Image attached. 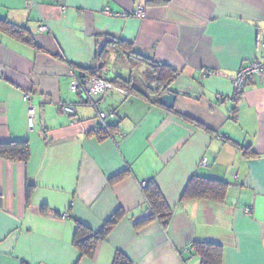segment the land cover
<instances>
[{"label": "crops", "instance_id": "1", "mask_svg": "<svg viewBox=\"0 0 264 264\" xmlns=\"http://www.w3.org/2000/svg\"><path fill=\"white\" fill-rule=\"evenodd\" d=\"M0 21L28 27L40 47L0 24V142L28 140L31 151L27 161L0 156V264H199L195 240L219 244L222 264H264V72L231 97L237 71L264 61V0H0ZM118 38L174 68V108L111 82L94 104L70 91L87 67L146 84L149 65L133 67ZM114 49L124 65L109 75ZM100 111L115 113L112 136L89 133ZM193 174L227 181L225 199L181 200ZM152 178L172 208L165 228L136 224ZM117 210L92 255L75 243L78 223L98 231Z\"/></svg>", "mask_w": 264, "mask_h": 264}, {"label": "trees", "instance_id": "2", "mask_svg": "<svg viewBox=\"0 0 264 264\" xmlns=\"http://www.w3.org/2000/svg\"><path fill=\"white\" fill-rule=\"evenodd\" d=\"M7 22L0 21V24L8 25L12 35L18 36L26 42H29L32 46L40 49L28 27L10 21ZM114 44L118 45L120 50L127 55V60L133 67L142 62H146L149 65L150 69L145 73V81H143V83L148 85L146 86L145 84L142 86L140 83L133 84L130 80L119 77H115L108 81L119 85L122 89L125 87L128 94H138L140 97L159 105L158 97L167 90L169 82L173 79L175 74L174 68L166 63L153 58H148L138 53L135 51L133 44L130 41L118 38L117 40H114L112 45L114 46ZM108 46L101 49L97 56L98 59L102 61V64H104ZM85 71L86 72H82L79 76L97 75L95 68L87 67ZM151 84H155V86H151ZM155 93L157 94L155 95ZM233 95V97H235L239 94ZM106 122L107 127L103 128L99 126L98 123L97 126L89 131V133L97 135L100 138L112 136L113 131L117 128V124H110L108 121ZM245 148V150L251 149L250 146ZM30 153V144L28 140L0 142V156L8 159L27 161L30 157ZM125 172L126 171H122L121 173L123 174ZM228 186L229 183L223 179L193 174L181 194V200L213 199L223 201L226 197ZM142 188L150 205L149 214L145 219L136 224L141 226L146 222L156 219L160 221L165 228L171 218V206L167 202L154 178L147 180ZM121 213V210H117L98 231H92L85 224L78 223L75 243L87 254L92 255L97 245V241L107 234L109 228L118 221ZM192 247L196 254L200 256L199 264H222V247L219 244L206 240H195L192 243ZM116 264H131V262L127 257L122 256L120 259L116 260Z\"/></svg>", "mask_w": 264, "mask_h": 264}, {"label": "built area", "instance_id": "3", "mask_svg": "<svg viewBox=\"0 0 264 264\" xmlns=\"http://www.w3.org/2000/svg\"><path fill=\"white\" fill-rule=\"evenodd\" d=\"M105 12L109 15H116L115 12H113L110 8L106 7ZM137 16H145V8L143 6H139L137 10L134 12ZM41 31H47L48 26L47 25H41L39 27ZM264 45V40H263ZM264 72V61L260 60H253L248 65L241 67L233 80V86H234V93L233 94H240L244 91V87L246 84L255 76L260 75ZM113 85L108 82L107 80L101 78L97 75H84L79 76L77 74H74V77L71 80L70 83V91L74 94H77L78 96H83L87 98L90 102L93 101L92 96L104 92L107 88L112 87ZM119 90L127 92L124 89L119 88ZM24 99L26 100L28 104V122L30 126H33L35 123V108L32 103V96L31 93L25 92L24 93ZM233 98V95L231 96ZM229 97V98H231ZM62 110L68 114H75V105L72 101H65L61 104ZM231 116H235L233 112L230 113ZM114 112H103L100 111L98 113L99 116V126L105 128L107 127V119L114 116ZM207 159H203L201 161V164H206ZM146 184V182H144ZM143 184V185H144ZM247 211H250V208H247ZM64 216H67V214H64Z\"/></svg>", "mask_w": 264, "mask_h": 264}, {"label": "rangeland", "instance_id": "4", "mask_svg": "<svg viewBox=\"0 0 264 264\" xmlns=\"http://www.w3.org/2000/svg\"><path fill=\"white\" fill-rule=\"evenodd\" d=\"M124 65V58L121 55L120 51L114 49L111 51L107 58L106 66L103 69V73L112 75V73H116L117 71L121 70L122 66Z\"/></svg>", "mask_w": 264, "mask_h": 264}, {"label": "water", "instance_id": "5", "mask_svg": "<svg viewBox=\"0 0 264 264\" xmlns=\"http://www.w3.org/2000/svg\"><path fill=\"white\" fill-rule=\"evenodd\" d=\"M102 45L99 47L102 49ZM177 98V93L174 92L173 90L167 88V92L160 94L158 97V101L160 104L164 105L167 108H174V104Z\"/></svg>", "mask_w": 264, "mask_h": 264}]
</instances>
